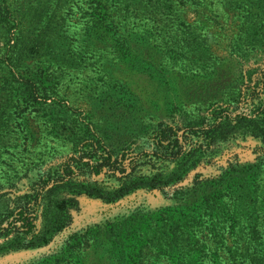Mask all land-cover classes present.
<instances>
[{
	"label": "trees",
	"instance_id": "1",
	"mask_svg": "<svg viewBox=\"0 0 264 264\" xmlns=\"http://www.w3.org/2000/svg\"><path fill=\"white\" fill-rule=\"evenodd\" d=\"M6 1L0 0L5 49L0 71L3 62L9 70L0 75V91L8 100L35 101L22 105L32 109L41 89L36 82L43 81L37 72L27 75L20 70L22 31L15 29L18 23ZM71 1L66 0L62 9ZM84 2L89 6V22L99 21L91 38L83 39L90 50L98 55L108 52L124 62L135 59L152 77L164 73L157 55L132 54L131 48L136 49L134 43L143 30L149 33V43L152 31L167 24L169 4L134 0L130 9L124 3L135 17V27L126 25L134 31L132 36L115 30L122 18H113L111 0ZM226 2L230 8L264 15V0ZM48 7L49 22L62 13L52 4ZM262 26L252 27L249 37L264 48ZM188 34L195 45L188 42L180 52L183 65L206 51L194 40L200 35ZM257 69L246 67L240 73L237 97L231 103L188 121L181 133L183 128L174 122L161 123L142 144L136 139L101 137L97 126L82 127L75 119V127L65 130L71 155L57 164L35 167L38 171L27 181L24 175L17 177L9 193L0 196V264H71L70 256L77 257L75 264H87L81 249L89 242L95 252L104 246L109 264H223L227 260L264 264V201L259 200L264 170V68ZM2 106L8 104L0 97ZM43 106L40 109L54 105ZM48 119L53 130L62 132L65 118L48 115ZM2 121L0 132L8 128ZM247 136L250 141L258 139L245 159L241 144Z\"/></svg>",
	"mask_w": 264,
	"mask_h": 264
},
{
	"label": "rangeland",
	"instance_id": "2",
	"mask_svg": "<svg viewBox=\"0 0 264 264\" xmlns=\"http://www.w3.org/2000/svg\"><path fill=\"white\" fill-rule=\"evenodd\" d=\"M65 1H6L18 23L15 29L22 31L19 34L22 49L17 56L20 70L27 71V75L37 72L43 84L36 82L41 87L38 104L26 110L22 105L35 101L25 103L11 97L8 100L5 92L0 91V97L8 104L7 108L0 109L3 124L10 115L8 128L0 132V196L9 193L10 183L17 177L24 175L27 181L38 169L71 155L72 143L65 130L75 127V124L72 126L75 119L82 127L97 126L101 137L105 134L120 141L136 139L135 142L142 144L152 128L161 123L174 122L183 128L181 133L188 121L208 114L214 107L231 103L237 97L240 73L246 67L264 68V48L249 37L252 27L261 24L264 28V15L230 8L226 0H163L172 7L171 18L159 26L158 32L152 31L149 43V33L143 30L141 38H136L138 41L134 43L136 49L131 48L132 54L151 52L164 63V73L155 77L144 72L135 59L124 62L108 52L101 51L98 55L90 50L89 42L86 44L83 39L91 38L99 21L89 22V6L84 0H73L62 9ZM111 1L113 18L123 21L115 30L132 35L134 31L126 25L135 27V17L124 3L132 9L134 0H123L121 5ZM183 2L185 5H181ZM50 4L62 13L58 12L49 22ZM188 31L202 37L194 40L206 51L190 57L187 65H183L178 60L183 58L180 52L188 48V42L195 45ZM4 53L0 34V62ZM3 63L0 75L9 70ZM44 104L54 106L40 109ZM48 115L66 119L65 126L60 127L62 132L52 129L53 121ZM246 138L241 144L245 159L251 156V147L258 139ZM261 172L259 200L263 202L264 170ZM82 246L87 264H109L104 246L96 252L90 242ZM8 258L10 263V255ZM68 260L75 264L77 257L70 256ZM223 264L245 263L227 260Z\"/></svg>",
	"mask_w": 264,
	"mask_h": 264
}]
</instances>
